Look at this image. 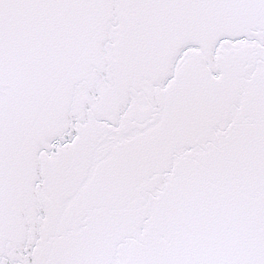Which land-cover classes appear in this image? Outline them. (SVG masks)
I'll return each mask as SVG.
<instances>
[{"label":"snow or ice","instance_id":"obj_1","mask_svg":"<svg viewBox=\"0 0 264 264\" xmlns=\"http://www.w3.org/2000/svg\"><path fill=\"white\" fill-rule=\"evenodd\" d=\"M0 264H264V0H0Z\"/></svg>","mask_w":264,"mask_h":264}]
</instances>
